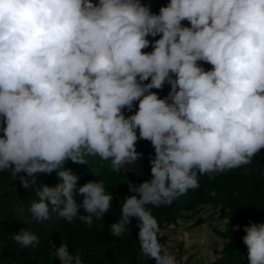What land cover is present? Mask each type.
I'll return each mask as SVG.
<instances>
[{
  "label": "clouds",
  "instance_id": "1",
  "mask_svg": "<svg viewBox=\"0 0 264 264\" xmlns=\"http://www.w3.org/2000/svg\"><path fill=\"white\" fill-rule=\"evenodd\" d=\"M165 84V98L151 91ZM135 101L138 111L126 117ZM0 117V171L26 173L24 188L37 173L61 181L36 190L29 212L38 223L54 213L71 222L83 208L79 219L91 226L113 195L88 182L78 204V177L65 162L99 155L119 172L142 158L138 140L150 141L151 179L129 185L135 194L111 231L120 237L138 218L141 253L178 264L146 206L171 205L199 187L198 174L249 164L264 149V0H170L159 14L140 0H0ZM244 231L249 264H264V223ZM12 239L40 243L24 229ZM51 249L60 264H83L67 243Z\"/></svg>",
  "mask_w": 264,
  "mask_h": 264
},
{
  "label": "trees",
  "instance_id": "2",
  "mask_svg": "<svg viewBox=\"0 0 264 264\" xmlns=\"http://www.w3.org/2000/svg\"><path fill=\"white\" fill-rule=\"evenodd\" d=\"M92 2L98 4V0ZM140 3L149 6L153 14H159V9L167 6L170 0H140ZM182 24L190 26L188 21H182ZM147 38L152 41L159 39L160 35ZM152 50L150 45L142 51L147 53ZM198 63L205 70L212 67L204 62ZM149 82L150 80L144 83ZM151 91L157 92L159 98H165L170 85L165 84L162 90ZM138 103L134 102L131 111L124 109V115L127 117L135 114ZM136 131L139 135V130ZM3 135L0 130V138ZM85 159V164L69 160L64 165L65 169H70L78 177L73 190L76 202L79 204L84 198L83 194L78 193L79 187L88 182L102 181L106 194L113 195L110 210L99 219L93 215L91 226L79 219L82 215H88L83 208H80L77 217L71 222L58 213H54L50 220L43 223L32 218L29 208L33 201L39 199L36 190L41 184L55 187L60 183L56 172L37 173L36 185L24 188L20 177L31 179L26 173L13 176L10 169L0 171V264H60L59 259L51 255V250H54L51 245L59 247L61 243H67L71 255L78 252L83 264H155L154 258L141 253L138 218H130L129 231L120 237L111 231V224L120 217L125 197L135 194L130 191L129 185H138L151 179L150 160L144 166L143 175L137 176L126 167L119 172L114 171L111 160H104L99 155ZM198 183V188L189 189L171 205L146 207L157 219L160 230L181 221L186 224L191 222L188 228L206 223L218 234H224L226 240L209 264H249L248 248L243 243L246 235L244 227L250 223H264V149L249 164L223 173L198 174ZM21 229L37 234L40 238L39 245L22 247L13 240L12 235ZM158 242L163 245L164 235L158 233Z\"/></svg>",
  "mask_w": 264,
  "mask_h": 264
},
{
  "label": "rangeland",
  "instance_id": "3",
  "mask_svg": "<svg viewBox=\"0 0 264 264\" xmlns=\"http://www.w3.org/2000/svg\"><path fill=\"white\" fill-rule=\"evenodd\" d=\"M137 151L142 153V158L138 159V167L129 169L137 176L143 175L144 166L154 157L155 151L150 141H138ZM207 215V214H204ZM189 223L178 222L170 224L160 230L159 235H164L163 246L171 252L178 264H185L189 257L196 255L195 264H209L211 257L216 254L226 237L218 234L213 227L206 223L198 226L197 231H190Z\"/></svg>",
  "mask_w": 264,
  "mask_h": 264
},
{
  "label": "crops",
  "instance_id": "4",
  "mask_svg": "<svg viewBox=\"0 0 264 264\" xmlns=\"http://www.w3.org/2000/svg\"><path fill=\"white\" fill-rule=\"evenodd\" d=\"M198 227H195V228H189V230L192 232V231H197ZM221 248V247H220ZM216 254H214V256H216ZM213 256V257H214ZM213 257H211L210 261L213 259ZM196 262V255L192 256V257H188V259L186 260V263L185 264H195Z\"/></svg>",
  "mask_w": 264,
  "mask_h": 264
},
{
  "label": "bare ground",
  "instance_id": "5",
  "mask_svg": "<svg viewBox=\"0 0 264 264\" xmlns=\"http://www.w3.org/2000/svg\"><path fill=\"white\" fill-rule=\"evenodd\" d=\"M128 169H136L138 167L137 162H132V163H126L125 166Z\"/></svg>",
  "mask_w": 264,
  "mask_h": 264
}]
</instances>
